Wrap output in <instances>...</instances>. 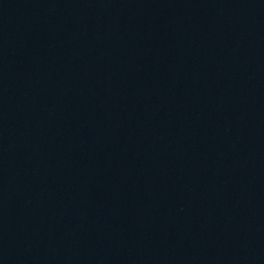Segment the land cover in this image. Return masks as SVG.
Returning a JSON list of instances; mask_svg holds the SVG:
<instances>
[{
  "label": "water",
  "instance_id": "1",
  "mask_svg": "<svg viewBox=\"0 0 264 264\" xmlns=\"http://www.w3.org/2000/svg\"><path fill=\"white\" fill-rule=\"evenodd\" d=\"M0 264H264V0H0Z\"/></svg>",
  "mask_w": 264,
  "mask_h": 264
}]
</instances>
